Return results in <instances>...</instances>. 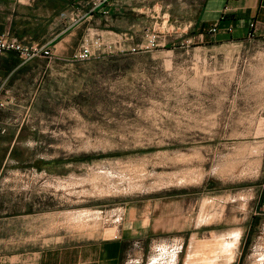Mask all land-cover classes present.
Instances as JSON below:
<instances>
[{"label": "rangeland", "instance_id": "374dc122", "mask_svg": "<svg viewBox=\"0 0 264 264\" xmlns=\"http://www.w3.org/2000/svg\"><path fill=\"white\" fill-rule=\"evenodd\" d=\"M205 2L121 0L88 60L23 67L0 248L128 237L122 264H264V39L201 37Z\"/></svg>", "mask_w": 264, "mask_h": 264}, {"label": "crops", "instance_id": "0c3cea01", "mask_svg": "<svg viewBox=\"0 0 264 264\" xmlns=\"http://www.w3.org/2000/svg\"><path fill=\"white\" fill-rule=\"evenodd\" d=\"M120 2L108 0L94 10L92 0H0V36L49 45L56 58L69 59L96 24L120 17ZM76 16L83 17V21L70 25ZM251 23H256V36L264 39V0H206L200 36L209 35L217 42L243 41L250 35ZM211 28H216V33L211 34ZM32 62L24 64L14 53L0 56V112L14 100L12 81ZM260 208L264 212V185ZM127 238L70 245L53 243L31 250L0 248V264H122Z\"/></svg>", "mask_w": 264, "mask_h": 264}, {"label": "built area", "instance_id": "2783aa9c", "mask_svg": "<svg viewBox=\"0 0 264 264\" xmlns=\"http://www.w3.org/2000/svg\"><path fill=\"white\" fill-rule=\"evenodd\" d=\"M108 0H92L93 8L99 9L104 6ZM83 17L76 16L71 19V24H78L83 21ZM216 28H211L209 32L211 34L216 33ZM257 27L256 23L250 24V34L256 35ZM6 53H14L18 58L24 63H29L37 59H48L51 60L54 57L52 48L49 45H35L27 44L19 41L16 38L8 37L7 35L0 36V56ZM91 57L90 47L87 41L83 42L75 53L74 58L78 61L88 60ZM0 107H3V104H0ZM7 133V127L3 124H0V135Z\"/></svg>", "mask_w": 264, "mask_h": 264}]
</instances>
